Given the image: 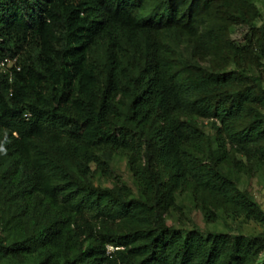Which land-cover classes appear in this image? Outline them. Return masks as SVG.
<instances>
[{"label":"trees","instance_id":"obj_1","mask_svg":"<svg viewBox=\"0 0 264 264\" xmlns=\"http://www.w3.org/2000/svg\"><path fill=\"white\" fill-rule=\"evenodd\" d=\"M258 17L254 0H0V261L264 264V232L166 221L185 191L208 223L264 225L235 177L264 173ZM112 154L137 195L95 184Z\"/></svg>","mask_w":264,"mask_h":264},{"label":"rangeland","instance_id":"obj_2","mask_svg":"<svg viewBox=\"0 0 264 264\" xmlns=\"http://www.w3.org/2000/svg\"><path fill=\"white\" fill-rule=\"evenodd\" d=\"M256 7L260 12V17L255 21L256 25L264 28V0H254ZM247 31L246 27H238L232 33V39L242 41L244 33ZM180 51L184 57H189L190 49L188 42L180 39L177 40ZM264 63V60H262ZM205 65V62H199ZM228 68H232L229 66ZM262 86L264 87V73L262 75ZM240 158V157H239ZM91 169H95V165H91ZM238 186L241 190L249 192L255 202L264 211V173L261 171H252L239 173L236 176ZM93 180L96 185L111 186L113 184H125L134 194L137 195L138 189L132 172L129 170L127 156L122 154H112L109 159V176H103L99 171L93 173ZM14 207L7 205H0V236L10 237V226H6L7 223L12 225L14 220ZM166 221L168 225L175 228L187 229L196 227L202 232L214 231L222 232L228 231L231 233H242L245 235H256L264 232V225L247 221L243 218L234 219L226 216L223 213H219L217 220L214 223H208L204 220L201 204L195 201L189 192H179L175 197V204L166 213ZM259 261H264V252L260 255ZM0 264H10L7 261H0Z\"/></svg>","mask_w":264,"mask_h":264},{"label":"clouds","instance_id":"obj_3","mask_svg":"<svg viewBox=\"0 0 264 264\" xmlns=\"http://www.w3.org/2000/svg\"><path fill=\"white\" fill-rule=\"evenodd\" d=\"M4 63L3 65L1 64V63ZM6 66H10V61L9 60H3V61H0V67H2V69L4 70V68L6 67ZM6 69V68H5ZM112 250V248L111 247H109V251H111Z\"/></svg>","mask_w":264,"mask_h":264},{"label":"built area","instance_id":"obj_4","mask_svg":"<svg viewBox=\"0 0 264 264\" xmlns=\"http://www.w3.org/2000/svg\"><path fill=\"white\" fill-rule=\"evenodd\" d=\"M1 64L3 65L4 63L2 62Z\"/></svg>","mask_w":264,"mask_h":264}]
</instances>
